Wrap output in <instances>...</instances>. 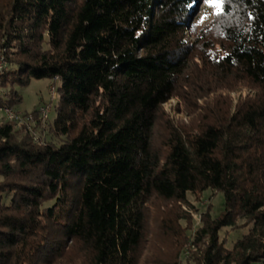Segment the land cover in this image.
I'll return each mask as SVG.
<instances>
[{"label": "trees", "instance_id": "obj_1", "mask_svg": "<svg viewBox=\"0 0 264 264\" xmlns=\"http://www.w3.org/2000/svg\"><path fill=\"white\" fill-rule=\"evenodd\" d=\"M191 1L0 0V113L61 81L53 124L32 113L40 140L3 115L0 264H180L182 206L209 190L224 210L203 212L186 264H264V0H223L202 30ZM211 95L193 128L162 113Z\"/></svg>", "mask_w": 264, "mask_h": 264}, {"label": "rangeland", "instance_id": "obj_2", "mask_svg": "<svg viewBox=\"0 0 264 264\" xmlns=\"http://www.w3.org/2000/svg\"><path fill=\"white\" fill-rule=\"evenodd\" d=\"M189 9L193 11V17L191 19V26H198L200 30L205 29L213 20V17L216 15V10L208 5L206 0H199L198 3H191L189 4ZM3 54V53H2ZM4 55V54H3ZM61 85V81L59 80H49V79H42V80H32L29 85L25 87H16L17 92L22 96L23 100L16 108V112L20 113L21 117L26 115H32V113L36 110H40L43 107H46V112L48 115L44 117L47 121L49 119V123L53 124L54 120L56 119V112L55 106L57 105L58 100L57 98V89ZM55 86V88H53ZM256 91L254 89L245 88L241 91H235L230 93V97L234 103L237 105L239 100L242 97L247 96H255ZM217 95V94H216ZM216 95H211L207 98H201L198 100H194L193 103H186L184 104L180 99L174 97L164 103L162 105V113L172 121V123L176 127H180L181 125L189 126L193 128V122L200 117L203 113H205V108L209 102H212ZM41 113V112H40ZM42 114V113H41ZM40 114V115H41ZM3 113H0V124L4 122ZM42 116V115H41ZM5 118V117H4ZM6 120V118H5ZM7 121V120H6ZM18 131L28 130L37 139L38 136L34 132V125L36 122L33 123H21V124H14ZM31 125V126H30ZM39 140V139H38ZM37 140V141H38ZM189 200L191 204H194L195 208H192L190 205H183L182 210L187 212L189 215L193 216L194 223L193 229L189 232L190 241L185 245L182 249L179 262L180 264H186L188 262V258H192L193 252L195 251V244H194V236L196 231L201 226L202 214L206 211V209L212 205V213L215 217H218L224 210V203L225 198L223 193H215L211 190L204 193L203 199L201 202L197 203L195 201V197L190 194ZM251 227H244L237 230H232L231 228H225L221 231L220 235L221 238H227L226 247L228 249H233L235 243L242 239L245 235H247L250 231ZM149 247V246H148ZM192 247L191 251L190 248ZM187 251H188V258H187ZM190 251V254H189ZM187 259V260H186ZM186 260V261H185ZM191 260V259H189ZM185 261V262H184ZM252 264H262V263H252Z\"/></svg>", "mask_w": 264, "mask_h": 264}, {"label": "bare ground", "instance_id": "obj_3", "mask_svg": "<svg viewBox=\"0 0 264 264\" xmlns=\"http://www.w3.org/2000/svg\"><path fill=\"white\" fill-rule=\"evenodd\" d=\"M1 58H2V61H6L5 60V58L1 55ZM6 63H7V61H6ZM8 70H9V65H8V63H7V67H0V75H2V74H4V73H6V72H8ZM5 109H11V108H5ZM41 113H42V111H40ZM2 113L5 115V117H9V110H2ZM40 113V114H41ZM42 115V114H41ZM40 115V116H41ZM32 116V115H31ZM33 117V116H32ZM42 117V116H41ZM44 117H47L48 118V115H47V112H44ZM45 119V118H44ZM20 121H21V123H28V122H32V120L30 119V115H26V116H24V117H21L20 115H19V121H9L10 123H13V124H20ZM31 126V125H30ZM36 140H38V138L36 139Z\"/></svg>", "mask_w": 264, "mask_h": 264}, {"label": "built area", "instance_id": "obj_4", "mask_svg": "<svg viewBox=\"0 0 264 264\" xmlns=\"http://www.w3.org/2000/svg\"><path fill=\"white\" fill-rule=\"evenodd\" d=\"M0 67H7L6 61H2L1 54H0ZM2 110H9V117H5L8 122L9 121H19V114L20 113L16 112L13 109H5L4 108ZM2 110H1V113H2ZM41 110H42L41 119L43 120V122H45L46 119H44V112H46V107H43ZM30 119L32 120V123H33V121H35V117H32L31 114H30ZM20 124H21V121H20ZM38 139L40 140L39 136H38ZM187 258H188V251H187Z\"/></svg>", "mask_w": 264, "mask_h": 264}, {"label": "snow or ice", "instance_id": "obj_5", "mask_svg": "<svg viewBox=\"0 0 264 264\" xmlns=\"http://www.w3.org/2000/svg\"><path fill=\"white\" fill-rule=\"evenodd\" d=\"M208 5L216 10V15L221 14L223 0H206Z\"/></svg>", "mask_w": 264, "mask_h": 264}]
</instances>
